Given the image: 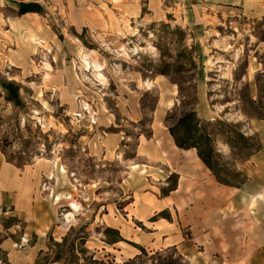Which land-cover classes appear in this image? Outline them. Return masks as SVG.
<instances>
[{"label":"rangeland","instance_id":"obj_1","mask_svg":"<svg viewBox=\"0 0 264 264\" xmlns=\"http://www.w3.org/2000/svg\"><path fill=\"white\" fill-rule=\"evenodd\" d=\"M21 3L41 11L21 15ZM82 52L100 67L82 65ZM6 82L16 85V98ZM190 111L213 138L220 179L241 186L252 179L264 152V0H0V157L38 169L39 193L56 212L33 264H65L72 251L76 264H151L156 252L189 264L182 253L190 247L196 255L203 245L185 223L177 228L188 246L165 247L151 240L154 223L131 216L138 193L128 171L142 145L165 142L169 126ZM54 162L65 173L50 180ZM154 170L143 174L144 192L154 190ZM175 183L170 175L167 187ZM67 192L81 207L66 228V200L53 205L49 195ZM5 210L0 264L8 228L19 229ZM116 215L130 232L111 245L104 230ZM138 243L147 255L136 260Z\"/></svg>","mask_w":264,"mask_h":264},{"label":"crops","instance_id":"obj_2","mask_svg":"<svg viewBox=\"0 0 264 264\" xmlns=\"http://www.w3.org/2000/svg\"><path fill=\"white\" fill-rule=\"evenodd\" d=\"M36 13L39 12L23 14ZM165 140L145 143L135 158H129L134 165H144L146 174L155 169L150 174H156L158 180L153 191L144 192L149 185H144L146 176L138 173V168L128 171L130 190L138 193V199L131 204V216L139 223L146 218L154 223L150 227L151 240L160 237L165 247L188 246L177 228L179 223H185L197 244L203 245V250L196 255L190 247L182 253L189 264L196 261L194 256L212 264H264V152L256 164L259 168L251 170L252 179L246 178L244 185L236 188L219 183L195 149L176 147L170 135ZM113 141H105L106 157H111ZM173 174L176 183L168 188V178ZM42 180L38 169H21L0 157V207L5 206L6 216L19 222V229L9 227L10 236L1 243L6 264H33L44 246L42 236L54 225L56 212L38 190ZM257 195L261 197L251 206L250 197ZM162 211L168 218L158 215ZM112 218L111 226L122 232L120 236L123 231L130 232V226L122 225L117 215ZM30 238H35L36 243L25 246ZM18 240L24 248H20Z\"/></svg>","mask_w":264,"mask_h":264},{"label":"trees","instance_id":"obj_3","mask_svg":"<svg viewBox=\"0 0 264 264\" xmlns=\"http://www.w3.org/2000/svg\"><path fill=\"white\" fill-rule=\"evenodd\" d=\"M40 12L41 8L36 3H21L19 13L23 14L25 12ZM2 87L7 91V93L10 96H13L16 98L18 96L17 93V87L12 82H6L2 84ZM202 121L196 116L195 111H190L184 113L182 116L178 118L176 123H173L169 126L168 132L169 135L172 137L173 142L176 147L181 149H195L197 156L200 158V160L203 162V164L211 171V173L214 175L215 179L227 186L232 187H240L243 182H240L239 184H231L229 181L220 179L218 170L215 169L213 160H215V150L213 145V138L210 133L206 132V128L203 125L204 123H201ZM161 217H168V214L165 211H162L158 214ZM72 228H70L71 230ZM104 233L107 235H113L112 238H106L104 240L107 244H114L119 241H126L120 234L118 233V230L113 229L111 227H106L104 230ZM67 240V236L62 238L61 243H65ZM84 241V239H81ZM80 241V244L84 243ZM56 245H60V243H56ZM138 250L140 251V254H138L135 259H139L144 255H147L145 249L143 247H140L139 245L136 246ZM70 248L73 249V242H71ZM82 251V249H81ZM169 259L164 262V258L162 256V253L156 252L153 255H151V259H153L151 264H181L180 259H172L171 255H165ZM58 260L59 257H56ZM63 258V257H62ZM91 263L95 264L97 263V260L87 258ZM78 261V255L72 251V253L64 257L65 264H76ZM135 261L134 259L130 262H125L123 264H129Z\"/></svg>","mask_w":264,"mask_h":264},{"label":"bare ground","instance_id":"obj_4","mask_svg":"<svg viewBox=\"0 0 264 264\" xmlns=\"http://www.w3.org/2000/svg\"><path fill=\"white\" fill-rule=\"evenodd\" d=\"M39 42V41H38ZM81 61H82V65L84 66H91L92 68H99L100 64L96 63L94 60H90L87 56V53L82 52L81 54ZM46 65V63L44 64ZM46 67H48V65H46ZM98 76H100V74H96ZM102 80V79H101ZM150 82L147 81L146 82V86H149ZM168 103H170V101H168ZM106 148H108V146H106ZM111 151H113V149H111ZM138 168L140 170V174H145L146 172V167L143 166H139L137 164H133L131 166V169H135ZM51 172L52 175H50L51 177H49L48 179L53 180L54 179V172L58 175H63L65 173V170L62 166H55V162L53 163L52 167H51ZM49 197L51 198V200L54 202V205L59 204L62 200H66L67 202V206L70 208V211L66 212L63 214V219H64V227H68L70 225V223L74 220L75 218V213H77L80 210V204L73 199L72 195L70 192L67 193H59V194H54L51 193L49 195ZM258 197H261V195H257L256 197H250V205L253 206L255 203V199H257ZM253 211V208H252Z\"/></svg>","mask_w":264,"mask_h":264}]
</instances>
